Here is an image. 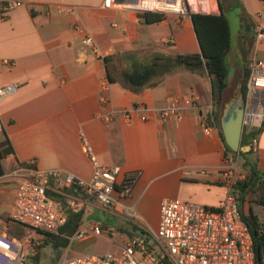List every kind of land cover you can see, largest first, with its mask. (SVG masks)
<instances>
[{
  "label": "crops",
  "instance_id": "0c3cea01",
  "mask_svg": "<svg viewBox=\"0 0 264 264\" xmlns=\"http://www.w3.org/2000/svg\"><path fill=\"white\" fill-rule=\"evenodd\" d=\"M13 1L22 5L4 18L0 15V89L18 85L14 94L0 99V136L7 135L15 150L3 161L5 173L0 176V234H7V220L21 177L34 170H61L91 179L93 166L81 133L101 165L118 166L122 173L114 193L115 205L104 208L90 200L79 212L83 217L80 229L89 232L87 239L70 240L61 252L51 246L44 248L58 254L57 264L84 254L119 255L131 238L158 228L165 199L211 208L221 205L228 189L218 177L226 163L227 149L220 121L216 119L210 134L204 130L209 111L215 112L209 74L182 69L140 93L122 90L110 84L106 76L104 58L117 52L159 49L166 53H200L191 16H162L161 22L149 24L134 11L106 8L105 0H0V6ZM227 3L229 8H238L235 49L251 41L248 60H264V41H255L256 26H264V0ZM78 25L93 36L100 56L84 46ZM233 57L237 58L236 52ZM106 81L109 86L103 90ZM192 93L198 95L199 103L186 109L181 120H160L158 111L169 97L186 98ZM130 110L138 112L128 123L120 114ZM103 111L114 112L115 119L106 122L101 117ZM140 115L147 119L142 120ZM257 134L258 149L252 157L264 173V126ZM201 170L207 175L199 174ZM133 172L138 177L126 196L121 183ZM50 187V195L62 201L67 195H82L76 186L62 189L63 194L54 193L57 183L52 182ZM245 211H252L262 227L264 207L250 208L247 203ZM95 227H113L117 233L95 235ZM30 255L27 264H31Z\"/></svg>",
  "mask_w": 264,
  "mask_h": 264
},
{
  "label": "built area",
  "instance_id": "2783aa9c",
  "mask_svg": "<svg viewBox=\"0 0 264 264\" xmlns=\"http://www.w3.org/2000/svg\"><path fill=\"white\" fill-rule=\"evenodd\" d=\"M21 5L19 1L1 4V17L8 16ZM104 6L108 9L130 10L138 14L177 18L196 13H220L219 5L215 6L213 0H105ZM77 29L84 35V46L91 48L96 56H100L93 36L81 25H78ZM255 41L257 43L264 41V26L261 24L255 28ZM6 63L8 64L7 61ZM247 67L249 76L243 134L249 136L251 150L257 151V132L264 126V60L251 57ZM108 86L107 81L103 83V90H107ZM17 89L18 85L15 84L0 89V99L14 94ZM199 100L195 93L186 98L169 97L166 106L158 111V116L162 122L181 120L186 109L197 105ZM137 112L125 111L120 116L130 123L134 121ZM115 116L114 112L101 113L106 122H112ZM139 117L142 120L147 119L144 115ZM207 117L204 130L210 134L216 123L213 109L209 111ZM81 140L93 166L91 179L77 178L61 170L48 172L34 170L32 174L21 177L18 182L10 220L34 231L59 234L67 220V213L80 212L85 202L94 200L104 208L115 205L114 193L122 169L118 166L108 168L101 165L84 133H81ZM199 174L207 175V171L201 170ZM137 177L136 172L128 173L121 183L122 186L131 181L135 183ZM245 177L246 173L239 158L229 154L218 177L219 182L228 189L219 207L211 208L181 199H165L160 207L158 228L131 238L119 255L84 254L66 259L59 264H256L253 235L243 220L239 201L234 194L235 187ZM52 182L58 185L54 190L55 194H63L62 189L76 186L82 191V195H67L65 201L57 199L49 193ZM131 189L125 186L122 193L130 195ZM261 230L264 232V224ZM92 232L95 235L111 236L115 235L117 230L113 227H95ZM88 233V230L79 228L71 240L83 241L88 238ZM33 248L29 236L21 240L8 237L5 233L0 234V264H27L26 260Z\"/></svg>",
  "mask_w": 264,
  "mask_h": 264
},
{
  "label": "trees",
  "instance_id": "16d2710c",
  "mask_svg": "<svg viewBox=\"0 0 264 264\" xmlns=\"http://www.w3.org/2000/svg\"><path fill=\"white\" fill-rule=\"evenodd\" d=\"M221 13L219 14H192L193 26L202 53L182 54L166 53L159 49L132 50L117 52L104 58L106 76L110 84H116L122 90L140 93L147 87L160 84L165 77L176 73L179 70H188L192 73L209 74L212 81L213 102L215 106V117L220 121L224 104L226 103L225 94L229 87V67L227 57L232 45V32L229 20L224 12L220 1ZM147 23H157L163 17L155 14H139ZM252 42L249 43V49ZM249 70L246 67L245 80L242 88L244 96L247 92ZM242 145H251L249 136L244 133ZM227 155L231 154L236 158H242L241 163L246 173L244 180L240 181L234 189V194L239 201L240 212L243 220L249 226L254 239L256 252V264L264 261V232L256 217L250 211L246 213L245 205L264 207V173L260 170L258 160L252 157L254 151L248 153H234L227 146ZM15 153L14 147L6 135L0 136V176L4 175L5 170L3 161ZM127 181V180H126ZM134 182L125 183V186L132 188ZM83 217L79 212H68L67 220L61 227L59 234H50L38 231L42 234L43 243L34 245V250L29 256L31 264H41L43 249L51 246L54 250L61 252L66 248L72 236L82 225ZM7 236L18 239H25L30 228L7 220ZM32 230V229H31Z\"/></svg>",
  "mask_w": 264,
  "mask_h": 264
},
{
  "label": "rangeland",
  "instance_id": "374dc122",
  "mask_svg": "<svg viewBox=\"0 0 264 264\" xmlns=\"http://www.w3.org/2000/svg\"><path fill=\"white\" fill-rule=\"evenodd\" d=\"M220 1L223 5L224 12L229 20L230 27H231L232 34H233L231 49L227 57V63L229 67V77L232 74L230 88L227 90L225 94V99L227 102L235 95L237 91L241 90L240 85L242 83L244 84L245 79H243V77L245 76L246 67L248 64L249 43L247 40L246 43L241 44L239 49H235V45H236L235 37H237V31L239 28L238 8H235V9L229 8L228 3H227L228 0H220ZM213 3L215 4V6L218 7V0H213ZM218 11H219V7H218ZM235 52L237 54V58L233 57ZM243 161L244 160L240 158V162L242 163ZM255 209H256L255 210L256 214L260 218H262V215L260 214L259 209L258 208H255ZM28 236L31 239V243L33 245H40L43 243V240H42L43 237L41 234H39L38 231H34L30 229ZM32 251L30 252V254L32 253ZM43 251H44V254H43L41 264H57L58 263L59 256L57 253H54L50 249H48L47 251L43 249Z\"/></svg>",
  "mask_w": 264,
  "mask_h": 264
},
{
  "label": "water",
  "instance_id": "95a60500",
  "mask_svg": "<svg viewBox=\"0 0 264 264\" xmlns=\"http://www.w3.org/2000/svg\"><path fill=\"white\" fill-rule=\"evenodd\" d=\"M219 11L221 13V5L218 0ZM192 19V16H191ZM193 22V21H192ZM201 50V49H200ZM202 53V51H201ZM246 99L241 90L224 104L220 119V127L226 146L234 153H248L251 146H243V121L245 114ZM56 197V195H54ZM264 255V249H263Z\"/></svg>",
  "mask_w": 264,
  "mask_h": 264
},
{
  "label": "flooded vegetation",
  "instance_id": "af4514ba",
  "mask_svg": "<svg viewBox=\"0 0 264 264\" xmlns=\"http://www.w3.org/2000/svg\"><path fill=\"white\" fill-rule=\"evenodd\" d=\"M243 79H245V76L243 77ZM229 82V87H228V89L230 88V81H228ZM240 88H241V90H242V88H243V83L240 85Z\"/></svg>",
  "mask_w": 264,
  "mask_h": 264
}]
</instances>
